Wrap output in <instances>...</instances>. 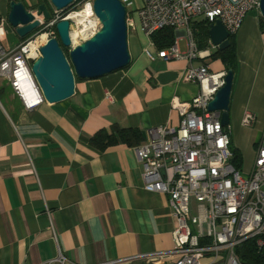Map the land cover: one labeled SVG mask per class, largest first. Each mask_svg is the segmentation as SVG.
Here are the masks:
<instances>
[{
  "label": "crops",
  "instance_id": "crops-1",
  "mask_svg": "<svg viewBox=\"0 0 264 264\" xmlns=\"http://www.w3.org/2000/svg\"><path fill=\"white\" fill-rule=\"evenodd\" d=\"M9 1L0 0L4 30ZM15 1L32 11L40 3ZM131 31L139 45L129 44L128 65L75 80L70 97L56 103L44 99L28 110L14 94L0 101V264H42L58 249L74 263L130 258L127 264H153L141 255L172 248L168 196L143 188L135 144L98 149L89 141L98 130L115 125L139 130L138 144L143 143L150 128L178 124V113L170 107L173 97L189 101L199 91L196 82L184 78L185 59L150 60L144 53L148 39L137 28ZM177 43L184 51L185 41ZM235 44L230 146L252 162L264 127V19L259 10L245 15ZM198 49L209 56L193 65L224 71L221 61L210 57L218 48L209 37ZM245 111L255 116L252 126L242 124Z\"/></svg>",
  "mask_w": 264,
  "mask_h": 264
},
{
  "label": "built area",
  "instance_id": "built-area-1",
  "mask_svg": "<svg viewBox=\"0 0 264 264\" xmlns=\"http://www.w3.org/2000/svg\"><path fill=\"white\" fill-rule=\"evenodd\" d=\"M82 1L85 6L93 0L73 3ZM120 1L126 10L127 31L137 28L148 39L145 55L150 60L185 59L184 78L199 86L189 101L172 98L170 107L178 113L177 125L152 127L146 141L133 146L143 188L168 196L173 221L172 248L141 256L153 264H242L238 246H242L245 260V241L253 240L256 254L264 250V127L250 166L236 169L230 161L229 126L221 125V111L207 109L223 85L226 71L210 72L207 64L193 65V60L205 58L209 52L198 49L191 25L196 20L219 21L229 35L234 34L249 11L259 10L260 0H141L137 6L133 0ZM39 20L33 39L10 49L2 42L5 30L0 19V81L8 84L26 110L44 101L30 66L40 55V46L55 37L52 26L58 17L55 11L49 20ZM165 27L177 34L171 45L154 51L151 36ZM99 28L96 18L90 34L77 43ZM42 34L46 38L40 43ZM179 39L185 41L184 51L179 49ZM241 121L252 126L255 116L245 111ZM129 260L92 264H127ZM42 264L82 263L72 262L58 249L56 256Z\"/></svg>",
  "mask_w": 264,
  "mask_h": 264
},
{
  "label": "water",
  "instance_id": "water-1",
  "mask_svg": "<svg viewBox=\"0 0 264 264\" xmlns=\"http://www.w3.org/2000/svg\"><path fill=\"white\" fill-rule=\"evenodd\" d=\"M55 11H62L73 0H49ZM92 11L100 28L84 41L73 44L70 38V20L65 16L55 22L56 37H50L39 48V56L32 61L30 70L46 102L56 103L70 97L74 92L75 79H91L119 70L130 61L127 41L126 10L120 0H93ZM54 11V12H55ZM259 14L264 19V0H260ZM52 14L45 3L28 10L22 1L10 0L7 22L19 37H24L40 26L41 17L49 20ZM211 44L218 49L228 46L229 33L221 22L208 28ZM62 46L68 48L65 55ZM233 70L228 69L223 85L208 102L209 111H221L220 123L229 124L228 105L232 88ZM242 264H253L244 260L242 246H238Z\"/></svg>",
  "mask_w": 264,
  "mask_h": 264
},
{
  "label": "trees",
  "instance_id": "trees-1",
  "mask_svg": "<svg viewBox=\"0 0 264 264\" xmlns=\"http://www.w3.org/2000/svg\"><path fill=\"white\" fill-rule=\"evenodd\" d=\"M42 3V1L40 2ZM76 4V3H75ZM70 7L67 6V9ZM64 9L63 11H67ZM52 15H54L52 13ZM211 23H208L206 20L194 21L193 23V35L195 40L198 42V48H203L208 39V28ZM54 35L57 38V33L55 30V25L52 26ZM39 31V28L33 30L31 33L24 37H20V40L23 42L33 34ZM157 49H163L172 44L174 40V30L171 27H165L151 36ZM229 44L224 49H216L211 54L212 59H219L223 64L224 70L232 69L233 74L237 69V54H236V44H235V33L230 34L228 37ZM62 50L65 55H68V48L62 46ZM75 80H79L76 78ZM2 88V87H1ZM141 140V132L137 129L132 128H118L115 125L110 129V131L100 129L95 134H93L89 141L90 143L98 148L104 149L108 146L117 144L118 142L125 143L127 145H136ZM231 149V164L236 168L240 169L242 167L243 158L241 153L236 149L230 146ZM245 249V260L250 261L253 264H264V250L259 254H256L252 249L253 240H247L243 243Z\"/></svg>",
  "mask_w": 264,
  "mask_h": 264
},
{
  "label": "rangeland",
  "instance_id": "rangeland-1",
  "mask_svg": "<svg viewBox=\"0 0 264 264\" xmlns=\"http://www.w3.org/2000/svg\"><path fill=\"white\" fill-rule=\"evenodd\" d=\"M36 1V0H35ZM39 2L42 1V3H45L47 8L50 9L51 13H55V9L54 7H52V5L50 4L49 0H37ZM76 2H72V4H70V7L67 9V7L65 9H67V11H56L57 17L58 19L61 17H70V14H75L76 12H78L79 10H81L84 7V1H82V4H75ZM252 12H256L255 10H251ZM250 11V12H251ZM72 17V16H71ZM72 24H74L73 28L77 29V26L75 25V23L73 21L70 20V27L72 26ZM45 31H42L41 33H43ZM133 32L127 31V41H128V46L129 44H132V42H135V37L132 34ZM136 33V32H135ZM54 35V34H53ZM35 35L33 34L32 36H30L29 38H27L26 40H30L33 39ZM137 38V37H136ZM2 42L8 44L10 49H13L17 44H19V42H22L20 40V37L18 36V34L15 32V30L13 29V27L7 22L5 24V34H3L1 36ZM25 40V41H26ZM80 38L77 39L76 37V41H79ZM137 42V41H136ZM76 44V43H75ZM138 44V42H137ZM139 45V44H138ZM226 71V70H224ZM1 85H0V101L4 102L5 99L9 98V95H12L13 93L11 92V90H9L8 88V84L4 81H0ZM2 87V88H1ZM251 157L247 156L246 154L243 155V162H242V170L248 168L251 164Z\"/></svg>",
  "mask_w": 264,
  "mask_h": 264
},
{
  "label": "bare ground",
  "instance_id": "bare-ground-1",
  "mask_svg": "<svg viewBox=\"0 0 264 264\" xmlns=\"http://www.w3.org/2000/svg\"><path fill=\"white\" fill-rule=\"evenodd\" d=\"M67 18L73 21L77 26V29H75L73 28L74 24H72L70 29V38L73 44L78 42L76 41V37L77 39L87 37L92 31L93 26L96 22V17L93 14L91 4L89 3H87L81 10H79L75 14H70V17ZM45 38V34H42L38 37V42L43 43L45 41Z\"/></svg>",
  "mask_w": 264,
  "mask_h": 264
},
{
  "label": "clouds",
  "instance_id": "clouds-1",
  "mask_svg": "<svg viewBox=\"0 0 264 264\" xmlns=\"http://www.w3.org/2000/svg\"><path fill=\"white\" fill-rule=\"evenodd\" d=\"M52 14V13H51Z\"/></svg>",
  "mask_w": 264,
  "mask_h": 264
}]
</instances>
